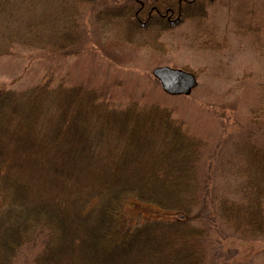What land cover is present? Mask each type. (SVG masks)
<instances>
[{
	"label": "trees",
	"instance_id": "trees-1",
	"mask_svg": "<svg viewBox=\"0 0 264 264\" xmlns=\"http://www.w3.org/2000/svg\"><path fill=\"white\" fill-rule=\"evenodd\" d=\"M214 2L173 5L205 19ZM137 8L99 19L158 25ZM236 12L264 15L254 0ZM258 91L236 139L211 147L168 106L49 79L0 87V264H264V81Z\"/></svg>",
	"mask_w": 264,
	"mask_h": 264
},
{
	"label": "rangeland",
	"instance_id": "rangeland-1",
	"mask_svg": "<svg viewBox=\"0 0 264 264\" xmlns=\"http://www.w3.org/2000/svg\"><path fill=\"white\" fill-rule=\"evenodd\" d=\"M215 1L207 4L205 19L189 18L163 31L138 30L112 14L100 21L99 14L135 7V0H0V87L21 90L44 79L53 87L84 83L122 107L131 101L171 107L211 147L221 138L231 142L264 81V15L243 21L236 12L241 0ZM254 1L263 11L264 0ZM249 25L255 31H246ZM163 65L195 74L190 95L163 92L152 75ZM154 213L176 217L158 208Z\"/></svg>",
	"mask_w": 264,
	"mask_h": 264
},
{
	"label": "flooded vegetation",
	"instance_id": "flooded-vegetation-1",
	"mask_svg": "<svg viewBox=\"0 0 264 264\" xmlns=\"http://www.w3.org/2000/svg\"><path fill=\"white\" fill-rule=\"evenodd\" d=\"M137 1V11L135 12V18L142 23H147V20L154 19L158 23L156 27L160 30H171L170 25L174 23H182L186 20L184 18V9H176L173 5L174 0H155L154 4H149L146 0ZM182 1V0H179Z\"/></svg>",
	"mask_w": 264,
	"mask_h": 264
},
{
	"label": "water",
	"instance_id": "water-1",
	"mask_svg": "<svg viewBox=\"0 0 264 264\" xmlns=\"http://www.w3.org/2000/svg\"><path fill=\"white\" fill-rule=\"evenodd\" d=\"M152 75L160 83L163 92L170 96H188L198 84L193 72L168 65L153 68Z\"/></svg>",
	"mask_w": 264,
	"mask_h": 264
}]
</instances>
